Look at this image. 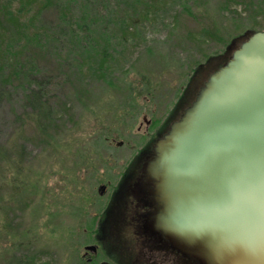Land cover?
Returning <instances> with one entry per match:
<instances>
[{"label": "rangeland", "instance_id": "rangeland-1", "mask_svg": "<svg viewBox=\"0 0 264 264\" xmlns=\"http://www.w3.org/2000/svg\"><path fill=\"white\" fill-rule=\"evenodd\" d=\"M34 1L0 0V264H64L159 124L180 119L210 75L264 30V0H56L41 11L46 2ZM132 3L138 27L123 39L121 7ZM12 16L19 31L6 25ZM34 76L54 110L46 131L32 120Z\"/></svg>", "mask_w": 264, "mask_h": 264}, {"label": "water", "instance_id": "water-1", "mask_svg": "<svg viewBox=\"0 0 264 264\" xmlns=\"http://www.w3.org/2000/svg\"><path fill=\"white\" fill-rule=\"evenodd\" d=\"M143 172L146 229L179 264H264V30L210 75Z\"/></svg>", "mask_w": 264, "mask_h": 264}, {"label": "flooded vegetation", "instance_id": "flooded-vegetation-1", "mask_svg": "<svg viewBox=\"0 0 264 264\" xmlns=\"http://www.w3.org/2000/svg\"><path fill=\"white\" fill-rule=\"evenodd\" d=\"M194 99L195 96L192 102ZM182 114L179 112L178 116ZM172 119L169 115L159 124L155 139L139 154L135 162L137 168H128L112 192L108 209L98 218L97 229L91 232V239L79 248L73 247L64 264H179L181 254L166 246L160 235L146 229L147 215L155 208L136 199L133 192L136 183L145 175V163L154 156L156 142L168 133L179 117Z\"/></svg>", "mask_w": 264, "mask_h": 264}, {"label": "trees", "instance_id": "trees-1", "mask_svg": "<svg viewBox=\"0 0 264 264\" xmlns=\"http://www.w3.org/2000/svg\"><path fill=\"white\" fill-rule=\"evenodd\" d=\"M44 1L46 2L45 6H47V7H40L39 11H41L40 9L48 8L49 5H51V3L53 1H56V0H44ZM34 2H36V1H34ZM138 3H141V0H139ZM135 6L136 5L132 3L131 5L121 7V11H123L124 18L120 22V28H121L120 32H121V36L123 39L130 37L132 35L130 33V31H132L133 29H136L138 27V25L133 24V17H137V16L136 15L131 16L130 12H129V9L135 10L136 9ZM3 17H5V15ZM141 17H142V15H141ZM7 21L8 22H6V25L14 26L19 31L20 25H19L18 17L12 16L10 19L8 18ZM0 25L2 26L1 23H0ZM5 27H7V26H5ZM5 27L2 26L0 28H1V30L5 31L6 30ZM2 34L3 33L0 32V38L2 37ZM106 48H107L106 46H103V48H101L102 50L100 52L99 51L97 52V58L95 60V63L99 67V71L104 69L106 63L108 62V54H107L108 49H106ZM15 65H16V62H15V64H8L7 67L12 68V66L15 67ZM9 68H7V70ZM17 69L18 68H12V71H10L8 74L9 77L12 78V74H13L14 79L19 78L20 74H17L18 73ZM33 82H34V84H36L38 86L39 90H37V91L34 90L32 93V97H30L29 105H30L32 112H33V119L32 120H33L34 124H36V127L38 129H40L42 131H46L48 128L47 126L51 125L50 121L53 120L54 110H53V108L49 102V99L46 97V95L44 93L43 87H45V85H46L44 80L38 78L37 76H34ZM3 92H4V90L0 89V100L3 97V94H4ZM17 152L19 154H23L24 153V147L22 146ZM31 261H32V263H30V264H39L40 263V260L35 259V258H33Z\"/></svg>", "mask_w": 264, "mask_h": 264}]
</instances>
